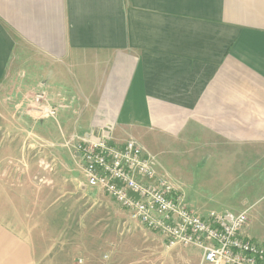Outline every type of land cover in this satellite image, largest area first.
I'll list each match as a JSON object with an SVG mask.
<instances>
[{"label":"crops","instance_id":"0c3cea01","mask_svg":"<svg viewBox=\"0 0 264 264\" xmlns=\"http://www.w3.org/2000/svg\"><path fill=\"white\" fill-rule=\"evenodd\" d=\"M24 71L31 84L43 82L53 104L27 116L0 112L15 136L0 138V264H73L83 253L63 249L58 222L22 218L13 168L37 163L8 154L15 140L26 143L19 135L31 136L32 146L43 136L81 164L74 144L105 128L115 144L134 138L149 151H204L205 176L197 173L202 158L186 162L189 173L205 184L206 198L220 201L198 204L184 191L190 209L248 213V193L264 199V0H0V87ZM26 117L32 125L20 126ZM226 151L235 154L214 160L213 152ZM83 175L92 194H105ZM234 184L242 191L225 190ZM256 215L261 225L264 203ZM251 225L245 233L253 239Z\"/></svg>","mask_w":264,"mask_h":264},{"label":"rangeland","instance_id":"374dc122","mask_svg":"<svg viewBox=\"0 0 264 264\" xmlns=\"http://www.w3.org/2000/svg\"><path fill=\"white\" fill-rule=\"evenodd\" d=\"M12 75L6 77L0 87V112L18 111L26 113L27 116L28 112L37 110L31 97L43 82L38 86L31 84L28 71H24L21 76L15 74L13 81ZM19 122L20 126L32 125V120L27 117L21 118ZM13 125L12 120L0 116V138L4 133L5 140L7 138L14 140V133L10 131ZM3 127L6 131L2 130ZM41 137L38 135V139H41L42 143L32 146L27 142L32 138L31 136H16L15 139L26 140V143L18 144L15 140L16 142L12 143V149L8 153L13 159L14 157L31 158L37 163L31 171L26 167L22 171L13 168L15 173L20 172L21 174L14 185L22 193V206L24 205L26 208L22 218H29L30 224L58 222L60 231L57 241L62 244L63 249L74 251L78 249L80 251L83 248V253H77L74 256L73 264H200L201 257L196 259L195 251L198 249L195 246L181 244L167 246L159 233L148 230L139 221L131 218L127 211L106 193L92 194L91 189L83 186L84 166L78 158H74V153L66 148H63V151L54 150V152L52 151L53 146L47 142L48 139ZM140 146L142 145L140 144ZM17 147H20L19 152L14 149ZM142 148L155 156L158 163L156 169L172 183L176 188V194L180 195L185 203L189 200L185 198L184 191L194 192L196 198L191 199L198 204L207 203L208 200H212L214 203L220 201L206 198L205 184L194 182L196 173L193 171L189 173L186 163L189 160L195 162L202 158L200 166L197 167V173L203 178L206 172L204 166L206 152L172 150L158 152L149 151L144 146ZM213 153L214 160H220L223 157L227 160L235 154L232 151H226L223 154ZM180 160L186 164V167L179 168ZM61 163H63L62 167ZM66 172L69 176L68 179L64 176ZM219 186L221 185L216 184L213 188ZM237 186L239 187L238 192H241L242 184L225 186V190L228 191L233 187L238 189ZM248 194L249 197L244 201L248 204L253 203L247 213L248 220L252 224L250 233L254 240L264 243V219L259 225L256 215L257 207L259 208L264 203V199H253V191ZM241 195L235 196V200L231 201L237 203ZM45 207H59L63 209V212L60 215L56 213L44 215L42 211ZM45 230L48 228L45 227ZM104 252H109L106 261L102 258ZM79 258L82 259L81 262L78 261Z\"/></svg>","mask_w":264,"mask_h":264},{"label":"built area","instance_id":"2783aa9c","mask_svg":"<svg viewBox=\"0 0 264 264\" xmlns=\"http://www.w3.org/2000/svg\"><path fill=\"white\" fill-rule=\"evenodd\" d=\"M31 101L40 112L51 105L44 84L32 93ZM74 147L88 185L101 187L131 218L158 232L167 246L198 247L202 253L200 264H264V243L245 233L246 210L236 214L211 210L202 215L190 209L172 183L158 174L155 156L134 139L117 145L105 128L96 134L81 135Z\"/></svg>","mask_w":264,"mask_h":264}]
</instances>
